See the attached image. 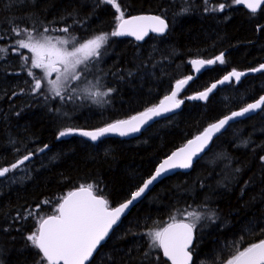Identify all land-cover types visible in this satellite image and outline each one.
Instances as JSON below:
<instances>
[{
    "label": "trees",
    "instance_id": "1",
    "mask_svg": "<svg viewBox=\"0 0 264 264\" xmlns=\"http://www.w3.org/2000/svg\"><path fill=\"white\" fill-rule=\"evenodd\" d=\"M117 2L125 17L154 13L169 27L163 35H149L140 43L110 37L101 49L97 76L103 91H114L102 104L92 103L84 94L77 98L66 92L62 94L74 99L56 97L46 103L44 95L31 92L30 65L21 67L20 54L29 56L28 52L22 49L18 54L10 49L6 55L0 53L4 55L0 59V167L32 153L24 164L0 177V264H35L36 250L25 247L30 243L25 237L38 227L41 216L55 214L68 192L92 184L94 192L105 196L112 207L121 203L162 158L209 123L264 93V71H260L239 83L218 87L205 102L186 100L227 72L253 69L264 61V10L248 12L235 0ZM97 3L99 0H36L33 5L30 0H0V46L8 47L18 39L11 31L14 25L37 30L50 24L55 28L71 25L69 31L80 41L110 33L116 12L110 5L96 7ZM73 11L74 16H69ZM62 16L66 19L61 20ZM73 19L79 23L73 24ZM223 52L224 64L215 63L178 94L185 99L181 110L153 123L139 137L90 142L73 134L57 139L65 128L94 129L154 106L175 81L192 73L191 60L210 59ZM41 91L50 95L47 89ZM44 145L48 148L39 151ZM261 156L264 106L214 139L189 172H177L156 184L87 264H149V259L151 264H165L159 250L145 259L144 253L149 251L145 233L166 226L172 215L189 222V212L216 214L213 220L197 223L192 264H220L241 236V248L264 238L257 231L264 227ZM246 228L255 234L249 235ZM157 255L160 260L154 259Z\"/></svg>",
    "mask_w": 264,
    "mask_h": 264
},
{
    "label": "snow or ice",
    "instance_id": "2",
    "mask_svg": "<svg viewBox=\"0 0 264 264\" xmlns=\"http://www.w3.org/2000/svg\"><path fill=\"white\" fill-rule=\"evenodd\" d=\"M242 2H245V0H236L238 4ZM30 3L35 5L36 0H30ZM246 3L252 13H256L258 9L264 10V0H246ZM100 4L112 5L118 13L115 16L117 23L110 33H100L80 41L69 31L71 25L59 29L45 26L40 31H37L35 27L21 28L14 25L11 31L18 39L8 47L0 46V53L4 55L10 49L18 54L22 49H26L31 53V56L20 54L21 67L30 65L27 74L34 79L31 92H39L40 95H44L46 103L49 99H55L56 97H59L61 101L66 98L69 100L74 99L72 95L67 97L63 95L62 90L66 93L76 92L73 83L86 78V75L90 72V67L98 63V58L102 57L101 49L108 43L110 37L127 35L134 36L137 41H141L149 32L163 35L169 27L166 20L160 15H141L125 18L124 11L121 10V5L117 0H99V3L95 6L99 7ZM219 7L223 9L225 5L221 4ZM68 15L74 16V11L68 13ZM60 19L64 20L66 17L62 16ZM76 23H79V21L73 19V24ZM52 31L63 32L67 36L53 37L45 34ZM2 38L0 37V39ZM4 55H0V59H4ZM217 61L220 64L225 63L223 53L214 60L196 59L192 60L191 63L197 66L196 70L199 71L200 67L205 64L212 65ZM260 68L264 69V65H261ZM31 69L42 70V75L37 76ZM259 70L253 69V71ZM53 74H55L54 79H52ZM129 74L131 75V73ZM243 75L244 73L233 70L218 83L223 84L233 77L236 81H239ZM191 79L192 77L189 76L186 79L177 81L175 90L172 91L171 95L165 96L159 106L148 108L137 116H133L128 120H118L94 131L68 127L58 132L57 139L79 134L88 137L92 141H97L108 133H118L120 136H125L129 133L138 132L140 126L152 116L178 108L183 101L177 99V95ZM214 88H216V84L196 96L188 97V99L206 100L209 92ZM42 89H47L50 95H45L41 91ZM113 91L114 89L108 88L105 92L93 91L89 95L103 97ZM96 102L99 103L100 101ZM262 106H264V96L260 97L255 103L243 107L240 111L232 112L231 115L211 124L201 135L190 140L184 148L165 159L156 169L155 174L144 181L143 186L131 193V198L119 204V206L112 207L105 196L96 194L92 184L81 185L78 189L68 192L66 196L61 198L58 207L55 208V214L48 215L46 218L41 216L37 221L38 227L25 237L26 241L30 242L25 247L36 250L35 264H86L98 250V246H101V243L109 236L113 225L120 220L125 210L138 198L142 197L158 178L172 169L190 168L193 157L198 152L203 151L214 133L219 132L234 118L245 116V114L261 109ZM55 111L58 114L67 115V113H60V109H55ZM244 144L247 145V141ZM47 148L48 145H44L39 151H44ZM31 155L32 153L24 155L22 159L17 160L10 166L0 167V177H6L9 172L29 160ZM260 160L264 165V156H261ZM236 171L239 172L240 169L237 168ZM247 183L245 182L246 185ZM241 194H243V190H241ZM43 203H51V201H44ZM36 207L39 208L40 206L37 205ZM28 215L34 216V213L29 212ZM188 216L191 218L190 221L184 222V220L177 221L176 216L172 215L170 216L171 223L163 227L157 226L145 233L149 241V251L144 253L145 259H149L152 257L153 252L159 250L162 252V256L166 258L165 264L167 261H170L171 264H191L192 251H190V246L193 243L194 229L197 228V223L201 219L213 220L216 214L214 212L206 214L189 212ZM245 231L249 235L255 234L249 228H246ZM257 231L264 237V227H260ZM243 243L244 237L241 236L239 240L231 245V255L227 259L220 260V264H264V238L241 248L240 245ZM154 259L160 260L161 257L157 255ZM149 264H151L150 259Z\"/></svg>",
    "mask_w": 264,
    "mask_h": 264
},
{
    "label": "water",
    "instance_id": "3",
    "mask_svg": "<svg viewBox=\"0 0 264 264\" xmlns=\"http://www.w3.org/2000/svg\"><path fill=\"white\" fill-rule=\"evenodd\" d=\"M235 1H236V0H235ZM237 5L240 6V7H242V8H244L246 11L252 13L251 9H249V8L247 7L246 0H245V2H242V3H239V4L237 3ZM259 10H260V9H258L257 12H258ZM141 15H156V14H154V13H141V14L129 15V16H126L125 18H130V17H132V16H141ZM149 35L160 36L159 34L149 32V34L144 38V40H145ZM119 37L128 38V39H131V40L136 41V42H138V43L144 41V40L137 41V40L135 39L134 36H127V35H126V36H119ZM220 54H221V53H220ZM220 54H219V55H220ZM223 54H225V52H223ZM219 55H217V56H219ZM217 56H215V57H213V58H210V59H203V58H196V59H201V60H205V61H207V60H214ZM196 59H193V60H196ZM191 61H192V60H191ZM191 61H190V65H191V72H192V73H191L189 76H191L192 79L189 80L188 83L191 82L194 78L198 77L203 71H205L206 69L210 68L211 66H213V65L215 64V63L212 64V65H207V64H205L203 67H200V70H199V71H197V70H196V67H197V66H194V65L191 63ZM216 63H219V61H217ZM261 65H264V61H263L259 66H257L256 68H253V69H260L259 71H253V69H248V70H236L237 72H242V73H244V75L241 76V78H240L239 81H236L235 78L233 77L230 81H226V82L223 83V84L218 83V81L222 80L223 77H224L225 75H228L231 71H233V70H231V71L227 72L226 74H224V75H223L222 77H220L219 79L213 81V82H212L209 86H207L205 89H203V90H201V91H199V92H196V93H193V94L187 96V97H186V100H188V101H200V102H205L206 100L188 99V97L196 96V95L199 94L200 92H204V91H206L207 89L211 88V86H212L213 84H216V88L212 89V91L209 92V95H210L211 93H213L214 91H216V89H217L218 87H220V86H222V85H224V84H227V83H229V82H231V81L234 82V83H239L244 77H246V76H248V75H253V74H256V73H258V72H260V71H264V69H261V68H260ZM189 76H186V77H183V78H181V79H178L177 81H179V80H183V79H186V78L189 77ZM177 81L174 82V84H173V86H172V89L170 90L169 93H167L166 95H164V96H163V97H162V98H161V99H160V100H159L154 106H151V107H149V108H153V107H157V106H159L160 103H161V101L164 100L165 96H169V95H171L172 91L175 90V86H176V82H177ZM188 83H187V84H188ZM187 84H185V85L181 88V90L179 91V93H180V92H181V91L187 86ZM179 93H178V94H179ZM209 95H208V96H209ZM262 96H264V93H263L260 97H262ZM260 97H258L257 99H255V100H253V101L248 102L247 104H245V105L242 106L241 108L235 109V110H233V111H231V112H229V113L223 115L222 117L218 118L217 120H215V121L209 123L207 126H205V128H204L201 132H199V133H197L196 135H194L193 137L189 138L184 144H182L181 146L175 148V149H174L172 152H170L167 156H165L164 158H162V159L160 160V162L156 165V167H155L153 173H152L148 178H146L144 181H146V180L149 179L152 175L155 174L156 169L159 167V165H160L165 159H167L169 156H171L174 152H178L181 148H184V147L188 144V142H189L190 140H193V139H195L196 136L201 135V134L204 132V130H205L206 128H208L211 124H213V123H217L220 119H223L225 116L231 115L232 112L240 111L243 107H246V106H247L248 104H250V103H255L256 101H258V100L260 99ZM177 99H179V98H178V95H177ZM179 100H182L183 103H184V101H185V99H179ZM183 103H182L178 108H174V109H172L171 111H168V112H161L159 115L152 116L150 119H148L145 123H143V124L140 126V130H139L138 132L129 133L128 135H125V136H120L118 133H108V134H106L105 136L99 138L97 141L102 140V139H104V138H109V137H115V138H120V139H124V140H130V139L137 138V137H139V136L141 135V133H142L145 129H147V128H148L149 126H151L153 123H155V122H157V121H159V120H161V119H165V118H167V117H170V116H173V115L177 114V113L181 110ZM262 107H263V106H262ZM262 107H261V108H262ZM147 109H148V108H147ZM147 109L142 110V111H139V112H137V113H135V114H133V115L127 117V118L120 119V120H128V119H130V118L133 117V116H137V115H139L140 113L145 112ZM260 110H261V109H257V110H255L254 112H251V113L245 114V116H242V117H236V118H234V120L229 121V123H228L227 125H225V127L222 128L219 132L214 133V134L212 135V138H211V139L208 141V143L205 145L203 151L198 152L197 155L193 157L192 166H193V164H194L197 160H199L202 156H204V154L209 150V148H210V146H211L213 140L216 139L218 136H220L224 131H226V130L230 127V125H232V124H234V123H236V122H238V121H242V120H244V119H246V118H248V117H251V116L257 114ZM116 121H118V120H116ZM116 121H113V122H110V123H114V122H116ZM110 123H108V124H110ZM108 124L103 125V126L98 127V128L105 127V126H107ZM98 128H94V129H81V130H85V131H94V130H96V129H98ZM78 135H79V134H78ZM79 136H80V135H79ZM81 137L84 138V139H86V140H88V141H90V142H97V141H92V140H90L88 137H83V136H81ZM192 166H191L190 168H188V169H180V168L172 169V170H170L167 174H164V175H162L160 178H158L157 181H155V182L153 183V185H151V186L149 187V189L146 190L145 194H144L142 197L138 198L137 201H135L132 205L129 206L128 209L125 210V212L121 215L120 220L117 221V223H116L115 225H113L112 229H111L110 232H109V235H110V233L112 232V230H113L116 226H118V224L120 223V221L122 220V218L125 217V216H126V215H127V214H128V213H129V212H130V211H131V210H132V209H133V208H134L139 202H140V201H142V200L146 197V195H148V193L153 189V187H154L156 184H158L161 180H163V179H165V178H167V177H169V176H171V175H173V174H175V173H177V172L187 173V172H189V171L191 170ZM144 181H143V182H144ZM141 186H143V183H142L139 187H141ZM139 187H138V188H139ZM78 188H79V187H78ZM78 188H75V189H73L72 191H74V190H76V189H78ZM138 188H137L135 191H137ZM66 195H67V194H66ZM66 195H65V196H66ZM130 198H131V195L129 196V198H127L126 200L122 201L121 203L126 202V201H127L128 199H130ZM121 203H119V204H121ZM119 204H117V205H115V206H113V207L119 206ZM45 218H46V217H45ZM177 221H180V220H177ZM184 222H188V221L184 220ZM170 223H171V222H170ZM107 238H108V237H107ZM107 238H106V239H107ZM106 239H105V241H106ZM194 239H195V229H194V233H193V243H194ZM105 241H103V242L101 243V245H102ZM193 243H192V245L190 246V251H191V249H192ZM99 247H100V246H98V248H99ZM160 252H161V251H160ZM94 254H95V253H94ZM94 254H93V255H94ZM161 255H162V252H161ZM162 257H163V256H162ZM163 259L166 260V258H164V257H163ZM90 260H91V259H90ZM192 260H193V254H192ZM88 262H89V261H88ZM88 262H86V264H87ZM167 262H168L169 264H171L170 261H167ZM191 264H192V261H191Z\"/></svg>",
    "mask_w": 264,
    "mask_h": 264
},
{
    "label": "rangeland",
    "instance_id": "4",
    "mask_svg": "<svg viewBox=\"0 0 264 264\" xmlns=\"http://www.w3.org/2000/svg\"><path fill=\"white\" fill-rule=\"evenodd\" d=\"M110 6L115 11V8L112 5H110ZM116 15H118V13H116ZM116 23H117V21H116ZM47 26L50 27V28L53 27L51 24L47 25ZM42 29H40V30H42ZM57 29H59V28H57ZM40 30H37V31H40ZM45 34L46 35H51L53 37H61V36H65L66 37L67 36V34H65L63 32H59V31H52V32L45 33ZM26 51L28 52V50H26ZM28 55L31 56V53L28 52ZM98 64H99V62L93 64L90 67V72H89V74L86 75V78H82L81 81L74 82L73 83V87L76 88L75 94H76L77 98L80 96V94H84L87 98H89V100L92 103H97L96 101H100L97 104H102L105 101V96H103V97H92L91 95H89V93L93 92V91L105 92V91L102 90V89H104L102 87L103 85H102V83H100L99 77L97 76ZM33 70L35 71L37 76L42 75V70H40V69H33ZM54 78H55V74H53V76H52V79H54ZM62 92H64V91L62 90Z\"/></svg>",
    "mask_w": 264,
    "mask_h": 264
}]
</instances>
